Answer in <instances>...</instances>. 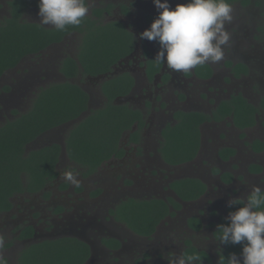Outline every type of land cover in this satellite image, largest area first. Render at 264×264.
<instances>
[{"label":"flooded vegetation","instance_id":"af4514ba","mask_svg":"<svg viewBox=\"0 0 264 264\" xmlns=\"http://www.w3.org/2000/svg\"><path fill=\"white\" fill-rule=\"evenodd\" d=\"M10 1L12 0H0V11L3 10L7 16ZM96 1L89 0V5H95L88 12L95 20L98 18L93 15V9L109 7L108 3L96 5ZM130 7V3L117 5L115 11L120 16L110 20L105 19L110 11L104 10L102 20H119L123 23L125 29L132 34L130 52L120 57L106 73L96 76L79 74L69 78L88 93L89 109L102 108L106 104L107 98L102 93L105 80L123 75L132 78L129 91L113 101L115 104L125 105L137 116L130 128L122 131L120 144L123 154L112 157L88 177L80 175L78 185L63 179L58 163V177L43 191L14 196L13 208L0 213V223L7 224L6 231L11 230L3 237L4 243L0 247V260L3 263L11 264L27 244L68 236L89 246V257L83 264H168L173 254H183L187 241L198 251H203L206 259L201 264H220L219 251L223 245L213 236L214 225L211 226L210 223L213 218L208 213L212 216L217 214V219L214 220L217 223L220 216L226 217L230 211L235 210H231L234 206L230 207L228 204L230 199L246 197L254 186L264 188V145L260 151L253 147L256 140L264 142V87L259 85L262 89L259 87L256 93L258 97L254 99L246 89V84L240 86L241 81L245 82L248 76H253L255 64L232 58L223 62V66H228L225 75L218 74L215 63L197 65L185 73L173 72L164 62L155 59L159 44L140 37V33L157 16V10L150 8L154 16L144 15V20H133L128 17ZM29 8L38 7L32 5L25 12ZM71 34L73 33L64 36L61 42L50 45L39 55L66 43ZM81 44L82 35L77 54ZM232 47L231 43L226 46L227 50H231L230 56L243 58L239 51H232ZM77 54L64 55L62 60L67 56L76 59ZM239 64L245 66L246 72L234 70ZM202 66L210 68L208 77H202L197 72ZM62 77L66 79L63 74ZM217 77L220 82L213 84ZM94 85H98L99 93L94 91L92 94ZM238 95L243 96L255 108L251 125L238 126L233 120V114H223L224 111L219 113L221 102ZM123 97L126 100L121 102ZM188 111L205 116L198 126L200 147L193 160L170 166L159 153L162 131L167 125L176 122L175 115ZM87 114L88 111L84 116ZM66 124L59 127H65ZM130 135H137V141L130 140ZM225 148L234 150V154L228 159L219 155ZM253 166L260 167V170H251ZM226 173L231 175L229 180L223 179ZM92 175L115 179L120 184L110 192L109 197L107 192L101 195V189L105 190L106 185H100L98 178L88 188L86 178ZM184 177L200 179L206 186L203 195L196 200L181 201L170 184ZM65 183L67 186L62 187ZM247 189L249 192L245 194L244 190ZM96 191L98 193L94 194ZM45 193L47 196H44ZM120 197L172 198L180 207L170 206V213L159 222L155 231L150 236H141L117 222L109 213L114 204L121 200ZM203 213H207L206 219ZM192 217L201 221L199 229L188 225V219ZM207 225L212 227L211 232H208ZM27 226L33 228L32 236L20 238L23 228ZM203 231L208 232L209 243L198 239ZM104 241H115L117 244L110 247Z\"/></svg>","mask_w":264,"mask_h":264},{"label":"trees","instance_id":"16d2710c","mask_svg":"<svg viewBox=\"0 0 264 264\" xmlns=\"http://www.w3.org/2000/svg\"><path fill=\"white\" fill-rule=\"evenodd\" d=\"M251 1L228 0L231 5L239 3L244 6L249 5ZM8 5L9 15L0 22V78L15 68L22 59L41 54L47 47L61 42L63 37L70 33L82 35V44L76 59L67 56L61 61L59 70L66 77L64 81L41 87L28 110H12L14 117L0 124V213L13 208V198L17 194L43 191L58 177L57 165L62 150L67 159L80 168L83 177L95 173L99 166L112 157L123 154L120 144L122 131L129 129L137 118L136 113L125 105L113 103L116 97L129 91L133 81L129 75L110 77L104 81L102 93L107 102L98 109H89L88 93L69 80L79 74L96 76L106 73L110 71L112 64L130 52L132 34L125 29L123 23L119 20L102 21L103 11L109 12L111 6L93 9L92 13L97 20L87 15L80 25H69L64 31H58L54 27H41L37 22L23 18L28 7H38V0H12ZM122 9L124 11V6ZM234 70L246 72L243 64L235 66ZM197 72L202 77H208L210 68L202 66ZM254 110L253 105L241 95L233 96L219 105V113L224 111L223 114H233V120L238 126L251 125ZM87 111V115L70 127L63 146L53 142L27 150L28 145L43 133L76 120ZM175 119L174 124L167 125L162 131L159 147L161 158L170 166L189 162L196 157L200 147L198 126L205 116L188 111L179 112ZM130 140L136 142L137 135H130ZM263 145V141L256 140L253 147L260 151ZM233 154L234 150L229 148L219 153L223 159H228ZM251 170L258 171L260 167L253 166ZM230 178L228 173L223 175V179ZM66 186L65 183L62 187ZM170 188L181 201L196 200L206 190L200 179L191 177L173 181ZM97 193L98 191L94 194ZM44 196H47V193ZM170 206L180 207L172 198L126 197L114 204L109 213L134 233L150 236L159 222L170 213ZM236 207L239 205L231 210ZM225 223V217L220 216L214 224L213 236L216 240L217 226ZM188 225L193 229L202 226L197 217L189 218ZM32 233L31 226L24 227L20 238H29ZM104 242L110 247L117 244L115 241ZM240 252L239 244L223 245L219 258L221 255L227 258L230 253L239 256ZM89 253V246L85 242L65 236L25 245L18 253L17 263L83 264ZM183 254H198L202 260L206 259L203 251H198L188 241Z\"/></svg>","mask_w":264,"mask_h":264},{"label":"clouds","instance_id":"9594fccd","mask_svg":"<svg viewBox=\"0 0 264 264\" xmlns=\"http://www.w3.org/2000/svg\"><path fill=\"white\" fill-rule=\"evenodd\" d=\"M157 16L140 33L142 39L156 41L155 59L176 73H185L197 65L219 63L225 57L231 33L226 27L233 20V6L228 0H185L171 7L168 0H152ZM89 0H38L39 25H51L58 31L78 26L88 15ZM79 173L65 170L63 179L78 185ZM239 205L217 226L221 245H241L240 255L230 253L219 258L220 264H264V188L254 186L244 198L228 201ZM0 238V247L3 246ZM198 254L175 255L168 264H201ZM0 264L3 261L0 260Z\"/></svg>","mask_w":264,"mask_h":264},{"label":"rangeland","instance_id":"374dc122","mask_svg":"<svg viewBox=\"0 0 264 264\" xmlns=\"http://www.w3.org/2000/svg\"><path fill=\"white\" fill-rule=\"evenodd\" d=\"M168 2L171 7H175L176 4L184 3L185 0H168ZM257 2L259 4H257ZM97 3H108L109 6H111L110 13L105 16V19L107 20L118 18L120 16L119 13L115 11L116 6L119 4H131V12L128 17H131L133 20H144V15L154 16V14L150 12V8L157 10L151 0H97L96 5ZM93 5H89V10H91ZM232 6L233 20L230 24L226 25V27L231 33L230 43L233 46L232 51H239L243 58H241V56H230L229 52L231 50L226 49L224 59L219 63H215L216 68L218 70V74L225 75L227 73L228 66H223V62L226 63L232 58H238L239 60L246 62L249 61L255 64L253 76H248V80L245 82L241 81L240 86H244V84H246L245 87L249 91V94L254 97V99H257L258 95L256 96V93L258 92L259 87H264V0H252L247 6L240 5L239 3H234ZM131 13H133L132 16ZM5 17H7V15L4 14L3 10H1L0 22ZM23 18L26 21L39 23L40 18L38 16V8H29L25 12ZM45 26L52 27L51 25ZM80 41L81 35L79 33H73L69 35L66 43L53 47L52 49L44 52L42 55L28 56L24 58L15 69L7 71L0 78V124L14 117L12 110H16L18 112H25L28 110L31 106L33 97L41 87L64 81V78L59 70L62 57L64 55L76 56ZM70 42L74 43L70 44ZM68 51H70V53ZM219 82L220 80L217 77L213 84H218ZM261 87L260 89H262ZM3 88L6 89L4 90ZM94 91L99 93L98 85H94L92 87V94ZM261 92L262 90L260 93ZM75 123L76 122L72 124L68 123L65 127L62 126L55 128L56 130H50L47 134L45 133L46 135H40L28 145L27 150L36 149L53 142H57L63 146L64 138L68 130ZM59 169L62 170V173L65 170L74 169L79 173L77 178L78 180L80 179V168L67 159L64 151H62L60 157ZM92 177L86 178L88 188L93 186L95 179L98 178L100 185H106L105 190L101 189V195H104V193L107 192L108 197L110 196V192L115 190L114 188L118 187L120 184V181L115 179L112 180L108 177L104 178L98 175H92ZM106 183H109V185ZM79 187L81 188V186ZM248 192V189L244 190L245 194ZM119 199H121V197ZM16 201H19V199H16ZM206 214L203 213V217H205V219ZM208 215L213 218V221H210V223H212L211 226H213L215 224L214 220L217 219V214L212 216L211 213H208ZM208 219H210V217H208ZM1 221L2 218H0V222ZM207 227H209V229L207 228L208 232H211L212 227H210V225H207ZM6 228L7 224L4 225L0 223V238L7 236L9 231L11 232V230L6 231ZM208 232L203 231L202 234L198 235V239L204 243H209V240H207V238H209ZM3 264L8 263L4 262ZM11 264H18L17 258L15 259L14 257Z\"/></svg>","mask_w":264,"mask_h":264},{"label":"water","instance_id":"95a60500","mask_svg":"<svg viewBox=\"0 0 264 264\" xmlns=\"http://www.w3.org/2000/svg\"><path fill=\"white\" fill-rule=\"evenodd\" d=\"M125 100H126V98L123 97L121 102H124ZM121 102H120V103H121ZM83 115H84V114H83ZM83 115H81V116H80L79 118H77L76 120H72V121H70L69 123L72 124V123H74V122H78L79 120H81V118L83 117ZM62 151H63V150H62ZM29 241H30V240H29ZM29 241H28V242H29Z\"/></svg>","mask_w":264,"mask_h":264}]
</instances>
